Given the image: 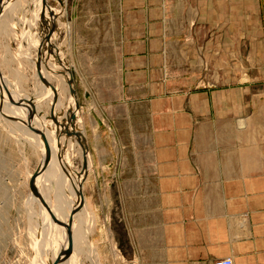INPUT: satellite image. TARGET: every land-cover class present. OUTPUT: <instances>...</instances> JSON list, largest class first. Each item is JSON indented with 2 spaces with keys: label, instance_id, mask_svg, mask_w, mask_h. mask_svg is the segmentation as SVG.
Here are the masks:
<instances>
[{
  "label": "crops",
  "instance_id": "crops-1",
  "mask_svg": "<svg viewBox=\"0 0 264 264\" xmlns=\"http://www.w3.org/2000/svg\"><path fill=\"white\" fill-rule=\"evenodd\" d=\"M111 11L116 63L86 78L82 134L97 157L129 140L150 215L143 263L264 264L261 0H115Z\"/></svg>",
  "mask_w": 264,
  "mask_h": 264
},
{
  "label": "rangeland",
  "instance_id": "rangeland-1",
  "mask_svg": "<svg viewBox=\"0 0 264 264\" xmlns=\"http://www.w3.org/2000/svg\"><path fill=\"white\" fill-rule=\"evenodd\" d=\"M114 1L46 0L47 19L43 23L39 17L41 0H17L18 3L16 2L17 4L11 7L12 10H8L0 21V72L9 85L8 90L12 97L16 99L18 95L29 98L46 90L37 77L33 59H36L37 48L49 30L47 21L51 19L54 27L51 41H43L42 44L43 58L48 68L42 64V72H46L47 77L51 74L48 81L56 87L58 93L54 115L65 123L68 116L66 113L69 114L70 109L74 110L75 129L82 132L87 112H91L90 116L94 115L90 107H83L85 100L92 104L89 95L84 99L85 93L82 91L86 78L92 81L101 70L110 72L116 63L113 41L116 27L111 11ZM261 3L264 12V0H261ZM50 55L52 57L49 58ZM59 59L66 61V67L72 73L75 98L69 93L68 70ZM51 66L53 67L50 69ZM91 74H94V77ZM75 101L79 104L77 110ZM51 102L52 92L44 101L38 102L43 104L39 106L38 112L55 128L49 119ZM9 103L7 101V105ZM20 106L23 104L14 105L13 109L20 110ZM3 118H0V264H35L37 260L32 244V229L37 219L27 207L36 214H47V222L40 231L48 243L52 242L55 235L50 215L39 199L30 202V206L27 200L31 193L28 179L40 163V144L38 140L30 139L18 130L12 131L11 123ZM69 139L73 141V145L68 146ZM75 140V137L66 138L57 149V153H60L58 160L66 157L64 161H68L71 171L76 173V176L80 173L83 175L78 186L82 190V198L84 197L88 210L84 222L80 223L83 231L77 232L74 229L72 232L82 240V249L79 250L77 260L74 259L72 263L144 264L141 250L145 243L144 229L149 215L148 205L143 184L136 179L134 168L132 171L129 168L130 160L134 163V156L129 155V140L121 141L120 155H117L116 151L114 155L111 148L108 149L109 153L99 155L100 157L88 150L86 173L80 171L82 149ZM32 141L38 143V147L34 146ZM60 167V170L66 173L63 165ZM38 189L54 212L52 196L54 203L56 199L60 201L61 198L51 191L45 193L43 184L41 188L38 186ZM75 198L78 199L76 194ZM75 225L74 222L73 226ZM51 246V254L55 259L53 243ZM41 259H44L43 254Z\"/></svg>",
  "mask_w": 264,
  "mask_h": 264
},
{
  "label": "bare ground",
  "instance_id": "bare-ground-1",
  "mask_svg": "<svg viewBox=\"0 0 264 264\" xmlns=\"http://www.w3.org/2000/svg\"><path fill=\"white\" fill-rule=\"evenodd\" d=\"M21 1H23V0H21ZM16 2H17V0H1L0 1V9L2 10V13L0 14V21H1V17L8 10H12L11 7L13 5L18 3V2L17 3ZM34 6H36V5H34ZM40 6H41V3H40ZM33 11L35 13V16L37 17L38 14H36L35 9ZM48 22L51 23V19H49ZM32 39H33V36H32ZM48 57L50 58L52 56L50 55ZM33 60H35V58ZM52 67L53 66H51L50 69ZM48 72H49V70H48ZM42 73L45 74V76H46V72H42ZM52 73L55 74V72H52ZM0 74H1L0 75V86H1L0 87V103H2V105L0 107V118L2 119L4 117L6 119V122L11 123V130L12 131L13 130H18L19 133H23V135H27L30 139L32 138L34 140H38V143L40 144L39 151L41 152L39 165H42L43 160H44V156H45V151H44V146H43L42 140H41V138H40V136L38 134H36V133L30 131L29 129H27L28 127L26 125V120L25 121L21 120L22 118L26 119L28 113L30 112V107L28 105L22 103L23 106L19 107L21 109L20 110H16V109L10 108V107L14 106L13 104L9 103L7 105V101H9V99H8V97L6 95V92L3 89V84H5L7 86V88H8L9 85L6 83V80L4 79V76L2 75L1 72H0ZM50 75L51 74H49V76ZM58 76L59 75H57V77ZM48 77H47V79H48ZM56 80L59 81L58 78H56ZM62 81H63V79H62ZM38 88L42 89V87H38ZM50 92H52L51 89L49 87H46V90H44L41 94H36V96L38 95V97H29V98H31L34 101V104L36 106V114L34 115L32 121H31V124L33 126H35V127H38L40 130H42L44 132V134L46 135V137L48 139V142L50 143V147H51V151H52L51 158H50V161H49V163H48V165L46 167L45 173L43 171L42 173L37 175L36 188H37V190L39 192L38 186L41 188L42 184H43V190L45 191V193L48 194V192L49 193L53 192V193L58 194L59 199L61 198V200L59 201L58 199H56L55 203H54V198H53V196L51 194L52 199H53V204L52 205L54 207V212H55V215L60 220L67 221V218H68L70 210L73 207H75L80 201L79 198L78 199L75 198V194H76L75 193V189L79 188V186H78L79 185V181H80V179H81V177L83 175L79 172L80 174L76 176L75 175L76 173L71 171V169L69 167V164L67 163L68 161H64V159L66 157L63 160L62 159L58 160L59 152L57 153V151H58L57 149L58 148L56 146V133H55L56 130H55V128H53V125L49 124L50 122L47 119H45L43 116H41L39 114L40 112H38L40 110L39 106L43 105L42 103L40 105V103H38V102L44 101L46 99V97H48ZM10 95L12 97L11 93H10ZM21 98H23V97H18L16 99H14V97H12V99H14V100L21 99ZM37 103H38V105H37ZM75 113H77V112H75ZM66 115H68V112L66 113ZM6 116H11L13 118L9 119ZM43 121L45 122V124H44ZM65 140H66L65 136L61 135L60 138H59L60 143L61 144L64 143ZM34 142L35 141H32L31 143H33L34 146L38 147V143L36 144ZM72 143H73V141L70 140V139L67 141L68 146L71 145ZM60 165H63V169H64V171L66 173H63L62 169L60 170V168H61ZM58 173H59V175H58ZM35 182H36V180H35ZM46 183H47V185H46ZM62 184H63V187H64L63 189H62ZM48 188H50V190ZM47 197H48V195H47ZM37 198L38 197H36L32 193H30V196L27 199L28 200V206H30V202H32L34 199H37ZM71 198H73L75 201H72ZM48 200H49V198H48ZM83 202H84V197H83ZM27 209L37 219V222H35L33 224V229H32V238H33V243L32 244L34 245V250H36L35 254H36V260H37V261L35 260L36 261L35 264H46V261H47L48 264H51L52 260L54 259L52 254H51V249H52L51 244L53 243V245H54L53 247H54V252L56 253V256L60 252H62L63 249H65L66 246H67V234H66L65 227L62 226V225H58L56 223H53V225H54V234L55 235L53 237L52 242L48 243L44 239V237L42 236L43 234H41V231H40L41 228L44 227L46 222H47V214L40 215V214H36L35 211L32 210L30 207L29 208L27 207ZM87 211L88 210L86 209V206L83 203V206L77 212H75V214L73 216L72 226H71V231L72 232L74 231V229L77 230V232L78 231H81V232L83 231L81 229L82 226H81L80 223L84 222L85 214L87 213ZM74 222L76 223L75 226H73ZM40 235H41V237H40ZM72 238H73V251H72L71 255L66 260L60 262L61 264H73L72 261L74 259L77 260V257L79 255V250L82 249V247L80 245V241H82V240H80L76 236V234L75 235L72 234ZM41 254L44 255V259H41Z\"/></svg>",
  "mask_w": 264,
  "mask_h": 264
},
{
  "label": "water",
  "instance_id": "water-1",
  "mask_svg": "<svg viewBox=\"0 0 264 264\" xmlns=\"http://www.w3.org/2000/svg\"><path fill=\"white\" fill-rule=\"evenodd\" d=\"M46 6H47L46 0H41V9H40L39 17L43 23H45V21L47 19V18H45ZM1 13H2V10L0 9V14ZM47 25L49 26V30L47 31L46 35L43 37L42 42L39 44V46L37 48V52H36V59H35L36 74H37L39 81L45 87H49L52 91V102H51V105L49 107V119L52 120V122L54 123V126H55L57 148H60L59 138L61 135H65L66 138L75 137L76 141L78 142V144L80 145V147L82 149V168L80 171H82L83 173H86L87 167H88V161H87L88 160L87 159L88 146H87V143L85 141V138H84L82 132L75 129V126L73 123V121L75 119L74 111L72 109H70L69 114L66 117L65 123H62L61 121H59L57 119V117L54 115V107H55V103L58 100V93H57L56 87L50 81H48V79H46L45 75L42 73V64L45 67H47L45 64L44 58H43L42 44H43V41H45L47 43L50 42V36L54 30L52 23L48 24V21H47ZM59 61L61 62V64H63L66 67V61H62L60 59H59ZM67 70L69 73V78L67 80V84L69 87V93L71 95H73L75 98L76 93H75V90L72 86V83H73L72 73L68 68H67ZM3 89L6 92V95L9 99L10 103H12L14 105H17L19 103H23V104H26L30 107V112L28 113V115L26 117V125L30 131H32V132H34L40 136L42 143H43V146H44L45 156H44L43 163H42V165L38 164L37 167L35 168V170L30 175V177L28 179V186L31 190V193L33 195H35L36 197H38L40 203L46 208V210L48 211V213L50 215L52 222L65 227L66 234H67V246L51 262V264H59L60 262L66 260L71 255V253L73 251V238H72L71 226H72L73 216H74L75 212H77L83 206V203H84L83 198H82V196H83L82 190H80V188L75 189V193H76L77 197L80 199V201L75 207H73L70 210L67 221L60 220L55 215V213L52 211V209L50 208L49 204L44 199V197L39 194V192L36 188V182H35L36 176L38 174L42 173L46 169V167L50 161L52 151H51L50 143L48 142V139H47L46 135L44 134V132L42 130H40L38 127H35L31 124V121H32L34 115L36 114V106L34 104V101L31 98H27V97H23L21 99L14 100V99H12L10 92H9V90L5 84H3ZM1 105H2V103H0V107H1ZM78 108H79L78 101H75V110H77ZM6 117H8L9 119L13 118L11 116H6ZM58 158H60V153L58 155ZM84 176H85V174H84Z\"/></svg>",
  "mask_w": 264,
  "mask_h": 264
},
{
  "label": "built area",
  "instance_id": "built-area-1",
  "mask_svg": "<svg viewBox=\"0 0 264 264\" xmlns=\"http://www.w3.org/2000/svg\"><path fill=\"white\" fill-rule=\"evenodd\" d=\"M212 264H233V261L231 257H223L215 259Z\"/></svg>",
  "mask_w": 264,
  "mask_h": 264
}]
</instances>
